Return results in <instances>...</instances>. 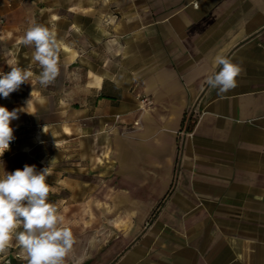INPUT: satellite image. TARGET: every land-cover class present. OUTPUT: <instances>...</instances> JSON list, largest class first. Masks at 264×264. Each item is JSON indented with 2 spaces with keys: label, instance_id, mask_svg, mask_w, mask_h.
Here are the masks:
<instances>
[{
  "label": "crops",
  "instance_id": "obj_1",
  "mask_svg": "<svg viewBox=\"0 0 264 264\" xmlns=\"http://www.w3.org/2000/svg\"><path fill=\"white\" fill-rule=\"evenodd\" d=\"M65 2L0 0V36L35 21L83 64L81 143L71 119L47 177L69 210L65 264H264V0ZM26 5L47 15H16ZM218 55L242 68L224 94L206 83ZM11 248L3 263L26 264Z\"/></svg>",
  "mask_w": 264,
  "mask_h": 264
},
{
  "label": "clouds",
  "instance_id": "obj_2",
  "mask_svg": "<svg viewBox=\"0 0 264 264\" xmlns=\"http://www.w3.org/2000/svg\"><path fill=\"white\" fill-rule=\"evenodd\" d=\"M20 43L34 47L32 58L41 69L36 77L38 82L44 87L52 84L59 75L60 44L56 33L43 24L30 21ZM215 64L219 70L207 76L209 88L216 89L219 94L234 89L242 72L240 65L225 55H218ZM9 67V72L0 73V96L4 98L34 76L29 69L14 64ZM29 104L30 100L25 108L12 111L0 106V157L14 140L11 121L19 118L20 111L29 113L26 111ZM49 175V166L37 171L35 165L27 164L22 170L0 175V254H6L14 240L26 254L23 257L26 264H65L74 237L64 226V218L56 204L49 201Z\"/></svg>",
  "mask_w": 264,
  "mask_h": 264
},
{
  "label": "rangeland",
  "instance_id": "obj_3",
  "mask_svg": "<svg viewBox=\"0 0 264 264\" xmlns=\"http://www.w3.org/2000/svg\"><path fill=\"white\" fill-rule=\"evenodd\" d=\"M65 1L69 0H58L59 4L56 8L60 9L61 12L66 10L65 6L62 5L66 3ZM47 11V9L39 10L35 6L33 8L30 5H26L22 10V14L16 15L27 16L28 18L32 16L39 17L47 15ZM20 39L11 41L0 36V73L9 72L11 70L9 64H14L21 68L31 70L34 76L30 79L29 83L22 84L20 88L11 93L9 97L4 98L0 96V106H4L9 111H12L13 109L25 108L27 106L26 102L30 100V104L26 109L30 114L25 111H20L18 113L19 118L11 121L10 126L14 129L13 135L16 137L17 145L8 150L3 157H0V175H2L3 172H12L14 166H17L18 169H22L25 164L35 165L38 171L37 165L39 162L43 161L42 168L50 165L53 166L54 169L57 165L65 166L64 163L69 160V147L67 146L69 145V135L62 134V129L66 131V126L69 125V120L71 119L77 121V125L75 126L79 130H75L73 135L74 140H71L70 137V143H81V141H76V139L79 138V134H81V116L80 114H75V112H79L80 104L72 101L75 100L74 97H76V93H80L81 91L80 87H77L73 82L81 81L83 77L82 62L79 61V58H75V56H67L64 54L63 51L66 47L61 45L63 42L62 40L59 41V75L52 84L44 87L36 78L41 69L38 63L34 62L32 58L34 47L22 45ZM73 42L80 45V42L76 39H74ZM68 83L70 86L68 89L69 101H67V99L61 100L62 97L60 96H63L64 92L67 90L64 86ZM72 95H74V97H72ZM29 145H36L39 151L28 152L29 161L27 163L26 161L24 162L21 157L16 158V162L14 158H11V153L15 151L19 152L21 149H29L27 148ZM56 145H60V148H56ZM91 154L93 155L94 153ZM55 155L59 156V158L55 157L58 159V162H53L52 160V156ZM50 186L53 190H50L49 201L56 204L60 214L64 218V226L69 228V210L65 208L67 201L56 199V196L59 197L64 194L63 190H59L61 188L56 190L53 184ZM55 190L58 192L61 191V193H52V191ZM15 250L17 249L11 248V250L7 251L3 256L8 257L9 255H15ZM0 256L2 255L0 254ZM0 264H4L2 258H0Z\"/></svg>",
  "mask_w": 264,
  "mask_h": 264
},
{
  "label": "built area",
  "instance_id": "obj_4",
  "mask_svg": "<svg viewBox=\"0 0 264 264\" xmlns=\"http://www.w3.org/2000/svg\"><path fill=\"white\" fill-rule=\"evenodd\" d=\"M139 101L141 103V107L142 108H145L146 106L150 105L151 101L148 99L147 96H139ZM135 125H138L139 122L138 121H135L134 122ZM192 131H185V135H187L188 137H191L192 136ZM17 145V142H16V137L14 136V140L10 142V146H9V150L11 148H14L15 146Z\"/></svg>",
  "mask_w": 264,
  "mask_h": 264
}]
</instances>
